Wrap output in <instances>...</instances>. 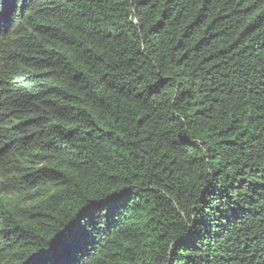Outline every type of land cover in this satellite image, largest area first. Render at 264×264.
<instances>
[{
    "label": "trees",
    "instance_id": "1",
    "mask_svg": "<svg viewBox=\"0 0 264 264\" xmlns=\"http://www.w3.org/2000/svg\"><path fill=\"white\" fill-rule=\"evenodd\" d=\"M0 11V264H264V0Z\"/></svg>",
    "mask_w": 264,
    "mask_h": 264
},
{
    "label": "snow or ice",
    "instance_id": "2",
    "mask_svg": "<svg viewBox=\"0 0 264 264\" xmlns=\"http://www.w3.org/2000/svg\"><path fill=\"white\" fill-rule=\"evenodd\" d=\"M4 22H5L4 13L3 11H0V27L4 26ZM123 195L124 193L121 192L120 190L118 189L113 190V192L109 194L110 202L118 201ZM97 207H98L97 205H89L88 207L84 208L82 214L90 213L94 211ZM33 264H46V262L40 256H37L34 258Z\"/></svg>",
    "mask_w": 264,
    "mask_h": 264
}]
</instances>
